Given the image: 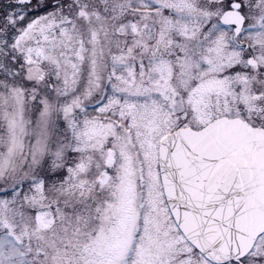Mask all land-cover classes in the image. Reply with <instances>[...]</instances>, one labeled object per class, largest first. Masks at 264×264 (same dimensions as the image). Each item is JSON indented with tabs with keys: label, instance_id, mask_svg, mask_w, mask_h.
<instances>
[{
	"label": "snow or ice",
	"instance_id": "snow-or-ice-1",
	"mask_svg": "<svg viewBox=\"0 0 264 264\" xmlns=\"http://www.w3.org/2000/svg\"><path fill=\"white\" fill-rule=\"evenodd\" d=\"M0 264H264V0H0Z\"/></svg>",
	"mask_w": 264,
	"mask_h": 264
}]
</instances>
